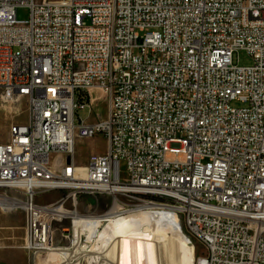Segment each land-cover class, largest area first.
Listing matches in <instances>:
<instances>
[{"label": "built area", "instance_id": "1", "mask_svg": "<svg viewBox=\"0 0 264 264\" xmlns=\"http://www.w3.org/2000/svg\"><path fill=\"white\" fill-rule=\"evenodd\" d=\"M32 2L0 0V101L28 114L0 144V212L23 213L22 249L42 255L79 196H107L175 213L197 264H264V0ZM102 99L105 119L79 116ZM100 134L106 152L78 167L77 140ZM51 192L68 195L37 203Z\"/></svg>", "mask_w": 264, "mask_h": 264}, {"label": "bare ground", "instance_id": "2", "mask_svg": "<svg viewBox=\"0 0 264 264\" xmlns=\"http://www.w3.org/2000/svg\"><path fill=\"white\" fill-rule=\"evenodd\" d=\"M40 3L44 0L32 2V12H40ZM81 90L82 83L73 85V92ZM59 108H66V101H59ZM71 234L72 247L49 248L40 255L46 257L44 264H80L82 256L89 264H196L197 260L196 248L183 234L179 217L152 206L122 213L117 203L104 215L78 214ZM84 236L94 245L83 246ZM40 256L35 264H42Z\"/></svg>", "mask_w": 264, "mask_h": 264}, {"label": "rangeland", "instance_id": "3", "mask_svg": "<svg viewBox=\"0 0 264 264\" xmlns=\"http://www.w3.org/2000/svg\"><path fill=\"white\" fill-rule=\"evenodd\" d=\"M17 19L19 22H26L29 19V9L20 8L17 11ZM232 62L234 66H250L253 61L244 51L235 52L232 56ZM95 100V99H94ZM244 105L235 102L232 104L233 108H242ZM107 114V107L105 105L104 100L99 101L95 108V114L91 117L88 116V111L85 110L79 114L82 119H89L91 123H96L97 121L105 119ZM28 121L27 114V103L20 102L13 105H3L0 101V144H5L9 140L10 136V128L12 125H25ZM107 150V140L106 138L100 134L95 136L93 139H84L77 140L76 142V164L78 167L84 168L88 163L92 154H104ZM83 170V169H81ZM121 172V180L124 182L126 179L127 171L124 164L120 168ZM68 194L66 192H51L46 194L45 196L39 197L37 200L38 204H50L56 203L63 198H66ZM120 201L123 199L120 198ZM67 210L73 209V204L71 201H68L65 207ZM112 208V200L107 196H79L77 203V213L82 216L89 215H104L108 213ZM163 213H170L167 210H158ZM138 215H144L142 213ZM121 221V220H120ZM120 221H117L113 224L115 228ZM119 222V223H118ZM180 228L185 235V228L183 225V221L179 218ZM72 221L67 220L63 222V224L56 225L55 232V248H71L73 242V236H70L68 239L63 238V230L67 231L72 228ZM14 232L7 246L5 247L2 242H0V252H6L13 261H17L22 263L23 259L20 256L22 252L26 253L25 264H35V258H33L28 252L22 249L23 241L25 238L24 232V215L21 211L12 213V214H3L0 212V234L7 232ZM101 231L103 228L100 229ZM82 245L91 246L94 245V241H88L84 236L82 239ZM196 248V264L198 258L202 255V248L199 244L193 242ZM44 264L46 260L45 256H40L39 258ZM61 263V262H60ZM59 263V264H60ZM0 264L2 261L0 259ZM49 264H52L49 262ZM80 264H89L87 258L80 259Z\"/></svg>", "mask_w": 264, "mask_h": 264}, {"label": "crops", "instance_id": "4", "mask_svg": "<svg viewBox=\"0 0 264 264\" xmlns=\"http://www.w3.org/2000/svg\"><path fill=\"white\" fill-rule=\"evenodd\" d=\"M12 235H14V232H10L9 230H7V232L5 233L0 234V242H2L3 245L6 247V244H8ZM20 256L23 259L22 263L13 261L12 258H10L8 254H6V252H0V259L2 261V264H25V259L27 256L26 253L22 252Z\"/></svg>", "mask_w": 264, "mask_h": 264}, {"label": "water", "instance_id": "5", "mask_svg": "<svg viewBox=\"0 0 264 264\" xmlns=\"http://www.w3.org/2000/svg\"><path fill=\"white\" fill-rule=\"evenodd\" d=\"M66 232H68V231H66Z\"/></svg>", "mask_w": 264, "mask_h": 264}]
</instances>
